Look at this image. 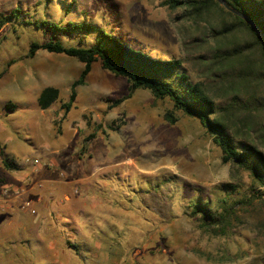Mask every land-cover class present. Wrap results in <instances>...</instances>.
I'll use <instances>...</instances> for the list:
<instances>
[{
  "label": "rangeland",
  "instance_id": "obj_1",
  "mask_svg": "<svg viewBox=\"0 0 264 264\" xmlns=\"http://www.w3.org/2000/svg\"><path fill=\"white\" fill-rule=\"evenodd\" d=\"M163 1L0 0V141L16 164L54 177L25 179L20 193L4 187L10 196L0 202V264H264L262 201L238 209L223 235L189 215L190 201L214 203L222 185H235V197L261 193L245 172L222 163L213 135L196 118L147 90L115 106L128 84L99 62L63 116L60 106L83 64L45 50L27 57L31 43H93L94 34L53 32L40 21L84 23L152 57H174L192 82H208L197 58L209 45L199 39H212L208 25L218 15L195 24ZM245 37L237 31L227 39ZM45 87L57 88L59 100L40 110L36 98Z\"/></svg>",
  "mask_w": 264,
  "mask_h": 264
},
{
  "label": "trees",
  "instance_id": "obj_2",
  "mask_svg": "<svg viewBox=\"0 0 264 264\" xmlns=\"http://www.w3.org/2000/svg\"><path fill=\"white\" fill-rule=\"evenodd\" d=\"M223 1L247 16L264 35V0ZM160 6L171 13L181 9L180 19L195 24L207 21L211 12L218 15L217 23L208 25L207 35L212 39H199V43L209 45L206 53L197 58L208 82H192L182 69V62L174 57H152L84 23H68L64 27L60 23L40 21L39 26L53 32L94 34L93 43L69 47L58 41L31 43L27 57L45 50L83 64L80 75L70 86L67 103L60 106L63 116L74 102L76 88L84 85L91 65L99 62L103 70L128 84L127 94L115 101V106L129 99L136 90H147L155 100L167 99L174 111L196 118L213 135V142L222 153V163L245 172L252 187L261 190L260 194L253 189L249 196L235 197L238 191L235 185H222L221 196L214 203L208 198L190 201L189 215L197 217L203 229H216L223 235L238 209L250 206L256 199L264 204V41L249 24L216 0H164ZM15 12L18 11H12L10 17ZM237 31L244 33L245 39H227ZM58 100L59 90L45 87L39 92L36 104L40 110H46ZM7 107L13 110L15 106ZM164 119L169 124L176 122L171 112H166ZM0 157L6 171L18 170V165L1 149ZM69 246L76 248L73 244Z\"/></svg>",
  "mask_w": 264,
  "mask_h": 264
},
{
  "label": "crops",
  "instance_id": "obj_3",
  "mask_svg": "<svg viewBox=\"0 0 264 264\" xmlns=\"http://www.w3.org/2000/svg\"><path fill=\"white\" fill-rule=\"evenodd\" d=\"M0 149L3 151L4 155L9 156L15 162V158H13L14 153H11V152L7 153V148L5 146V143L3 144L1 141H0ZM37 155H39V154H37ZM34 156H35V154L31 157L35 158ZM17 165H18V170L6 171L2 167L1 157H0V170L2 169L5 172V174H2L3 182H0V183H3L0 187V188H2V190H0V202L2 204L5 203V201H3V198H8L10 196V195L6 196V192H4L6 189L4 187L8 188L10 186L11 188H14L15 190H17L20 193L21 190L24 187H26V185H24V183L29 178L35 179V180L41 179V181H52L54 178V177H52V175H50L49 169H44V168L43 169L42 168L36 169V168H39L38 165L37 166H27V165L18 164V163H17Z\"/></svg>",
  "mask_w": 264,
  "mask_h": 264
},
{
  "label": "water",
  "instance_id": "obj_4",
  "mask_svg": "<svg viewBox=\"0 0 264 264\" xmlns=\"http://www.w3.org/2000/svg\"><path fill=\"white\" fill-rule=\"evenodd\" d=\"M223 8H225L227 11H230L231 13L235 14L239 18H241L243 21H245L247 24H249L255 32L259 35V37L264 41V35L262 34L261 30L244 14L240 13L239 11L235 9L229 8L226 3L223 0H216Z\"/></svg>",
  "mask_w": 264,
  "mask_h": 264
},
{
  "label": "built area",
  "instance_id": "obj_5",
  "mask_svg": "<svg viewBox=\"0 0 264 264\" xmlns=\"http://www.w3.org/2000/svg\"><path fill=\"white\" fill-rule=\"evenodd\" d=\"M24 162L27 164H30V165H37L38 164V161L36 159H34V160L25 159ZM21 208L28 210L31 214L35 213L34 209L31 208V205L29 202H23L21 205Z\"/></svg>",
  "mask_w": 264,
  "mask_h": 264
}]
</instances>
